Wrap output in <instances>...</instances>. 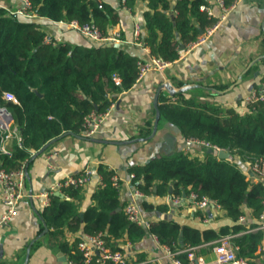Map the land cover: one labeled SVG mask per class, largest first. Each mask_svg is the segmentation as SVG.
<instances>
[{
    "label": "trees",
    "instance_id": "obj_1",
    "mask_svg": "<svg viewBox=\"0 0 264 264\" xmlns=\"http://www.w3.org/2000/svg\"><path fill=\"white\" fill-rule=\"evenodd\" d=\"M29 1L36 16L52 21L75 19L93 24L102 33L116 22L114 9L99 0ZM135 1L124 0L123 4L132 9ZM143 1L146 10L141 42L149 49L150 56L169 62L215 23V18L200 10L207 0ZM223 1L228 6L233 0ZM44 34L33 18L12 14L0 6V105L11 111L22 141V147L14 146L10 156L0 153V168L14 169L23 162L28 164L31 153L53 138L66 131L79 133L85 115L92 111L104 112L118 93L131 88L136 81L140 58L121 44H46ZM113 74L119 77V84L114 83ZM3 91L12 92L18 103L3 100ZM172 97H159L160 117L174 125L183 138L205 140L227 149L235 158L239 156L250 162L264 157V99L246 103L242 112L186 96L184 91L173 93ZM128 171L134 174L132 185L144 193L152 192L155 187L153 192L156 193L188 196L194 192L199 197L215 199L234 222L231 232L262 223L264 184L247 179L233 160L218 158L206 151L201 157L179 151L155 156L142 165L131 166ZM98 173L105 184L92 193L93 204L82 212L76 211L73 201L80 198L81 189L70 187L65 190L67 198L52 194L49 204L40 213L45 224L52 228V242L73 264H83L77 249L79 238L68 243L63 238L64 228L70 231L81 228L90 234L101 232L112 250L116 248L110 244V239L123 234L133 242L149 232L174 250L176 246L208 242L230 231L180 227L166 219L150 222L148 228L131 223L111 183L113 172L100 167ZM142 206L154 210L146 202ZM118 207L121 209L117 210ZM245 209L254 219L248 227L238 222ZM263 238L264 229L235 236L237 254L250 258L254 264L253 251ZM179 258L181 264H186L185 253Z\"/></svg>",
    "mask_w": 264,
    "mask_h": 264
},
{
    "label": "crops",
    "instance_id": "obj_2",
    "mask_svg": "<svg viewBox=\"0 0 264 264\" xmlns=\"http://www.w3.org/2000/svg\"><path fill=\"white\" fill-rule=\"evenodd\" d=\"M99 1L111 6L117 14L116 22L109 25L103 34L118 31L125 42L117 44L140 59H147L150 56L149 49L136 43L133 37L135 24L140 28V36L144 33L143 12L146 2L136 0L133 8L129 9L121 0ZM206 4L214 14L209 17L216 20L220 8L213 0H207ZM22 5V0H0V6L7 10H15ZM30 18L40 25L45 34L60 37L59 43H93L69 29L65 21H52L38 16ZM263 84L264 0H238L226 19L204 42L190 49L182 48L178 57L163 71L149 70L131 88L118 93L109 105L108 115L91 137L83 136L80 129L76 135H66L52 142L38 155H34L36 152L31 153L27 164L31 194H28L26 182V195L19 201L16 215L8 225L0 228V264H67V255L51 240L52 228L40 216L42 208L47 205L36 195L58 180L78 174L85 167L92 170V178L84 188H80V198L73 199L79 213L93 204L91 195L100 187L98 169L102 167L112 171L120 182L118 199L122 209L128 201H134L148 222L166 219L180 227L191 226L216 232L226 228L230 230L226 234L235 233L236 236L256 231L259 225L231 232L234 222L221 207L210 206L206 210H199L185 195L180 196L182 199L177 203L169 192H153L154 187L152 192L141 191L143 195L136 197L133 195L136 187L128 179V170L155 156L184 151L185 138L174 125L160 117V112L154 129L160 96L172 99L173 93L184 91L186 96L206 100L222 109L234 107L243 112L245 98L251 92L261 93ZM14 146L13 141L8 143L11 150ZM204 151L194 150L196 153L192 157H201ZM226 159L233 160L245 176L251 175L250 161L242 160L239 156L235 158L231 154ZM143 202L151 204L154 210L144 209ZM3 211L0 201V215ZM240 216L243 219H238V222L246 227L250 220L254 221L248 209ZM85 233L81 228L75 231L64 228L63 238L71 243ZM222 235L225 234L196 245L197 257L204 262H213L212 245ZM110 244L115 250L127 253L126 264H175L174 259L181 264L179 257L183 252L180 250L185 247L176 246L171 250L149 232L133 242L128 241L126 234H123L111 238ZM251 260L254 264H264V238L253 251Z\"/></svg>",
    "mask_w": 264,
    "mask_h": 264
},
{
    "label": "built area",
    "instance_id": "obj_3",
    "mask_svg": "<svg viewBox=\"0 0 264 264\" xmlns=\"http://www.w3.org/2000/svg\"><path fill=\"white\" fill-rule=\"evenodd\" d=\"M122 3L124 0H121ZM238 0H233L228 6L224 4L223 0H213L214 4L220 8V14L217 16L215 23L210 26L203 34H201L197 40L189 42L186 45V49H190L197 44L204 42L213 32L219 27V25L224 21L229 14L230 10L233 8ZM23 5L15 10H8L12 14H19L24 17H34L36 14L31 10V5L29 0H22ZM207 3V2H206ZM202 4L200 10L206 12L208 16H214L211 7L208 4ZM67 27L72 29L82 36L88 38L91 42L97 44H117L125 42L120 38V33L115 31L110 34H103L100 29L93 24L84 22L80 23L75 19L65 21ZM134 41L138 44L141 43L140 28L138 24L134 25L133 28ZM43 42L46 44H56L61 42L60 37H55L52 35L44 34ZM138 72L136 80L138 81L147 71L158 70L163 71L171 62L161 59L157 56H149L147 59H139ZM112 79L115 84H119V77L113 74ZM2 99L5 101H11L13 103H18L16 96L9 91H3L1 95ZM264 99V84L263 91L261 93L251 92L246 98V103H250L256 100ZM110 106L104 112L92 111L84 116L81 134L85 137H91L99 128L100 124L103 122L105 117L109 113ZM13 141L15 146L21 148L22 141L21 135L18 127L14 124L11 111L4 105H0V153L10 156L12 150L8 147V143ZM198 148V149H196ZM211 149L212 152L217 154L219 151L224 150L216 145H213L205 140L188 137L184 140V151L195 156L194 150L204 151ZM55 153V152H53ZM193 153V154H192ZM25 163L23 162L18 168L5 169L0 168V201L4 207L3 213L0 215V228L8 225L10 220L17 213V206L19 201L26 195L25 183L26 176L24 172ZM250 176L246 175V178L256 182L261 181L264 184V157H258L250 162ZM134 177L133 173L128 176L129 181ZM92 178V170L89 167L83 168L76 175L66 176L55 183H53L48 189L39 192L36 197L42 200L44 205L49 204L50 196L54 193H58L62 198H67L66 193L67 188H84ZM112 185L119 190L120 182L116 175H112L111 178ZM100 186H104V181L102 177H99ZM133 195L136 197L142 196V192L135 189ZM174 202H179L182 197L172 196ZM187 200L199 210H206L208 207L213 206L215 208H220V204L208 196L199 197L196 193L190 192L187 196ZM264 205V198L262 200ZM123 211L129 222L134 223L145 228L149 227L150 222L143 218L138 208V205L134 201H128L124 207ZM240 220L243 216L239 217ZM260 219L262 223L257 229H264V209L260 214ZM237 234L230 233L220 236L217 240L213 242L212 252L214 255L213 262H204L197 257L195 251L198 249L196 245H187L180 250L186 254L187 264H252L251 261L245 257L239 256L238 245L234 243L233 238ZM77 249L79 250L83 264H126L127 253L122 250H112L106 243L101 232L90 234L85 233L79 237L77 242ZM175 264H179L177 259H174ZM67 264H73L71 260H67Z\"/></svg>",
    "mask_w": 264,
    "mask_h": 264
},
{
    "label": "water",
    "instance_id": "obj_4",
    "mask_svg": "<svg viewBox=\"0 0 264 264\" xmlns=\"http://www.w3.org/2000/svg\"><path fill=\"white\" fill-rule=\"evenodd\" d=\"M156 102V97L154 98V103ZM158 117H159V110L156 109V118H155V124H154V129H155V126H156V123H157V120H158ZM66 135H76L70 131H66V132H63L61 135L57 136L56 138H53L52 140H50L49 142H47L40 150H38L34 155H38L40 154L41 152H43L52 142L58 140L59 138L63 137V136H66ZM79 137H82L80 135H77ZM207 153H212V150L211 149H207L206 150ZM33 155V156H34ZM230 156V153L227 149L225 150H221L217 153V157L218 158H222V159H225V158H228ZM24 172H25V176H26V182H27V186H28V194L30 195L31 194V183H30V178H29V175H28V171H27V164L25 165V168H24ZM55 195H59L57 192L55 193ZM184 197V195H183ZM120 208H117V210H119ZM46 229V227L44 228Z\"/></svg>",
    "mask_w": 264,
    "mask_h": 264
}]
</instances>
